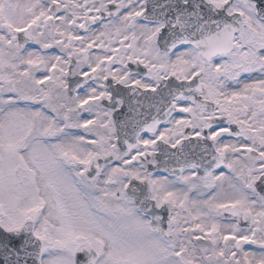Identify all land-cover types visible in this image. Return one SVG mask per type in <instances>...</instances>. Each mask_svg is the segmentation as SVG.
I'll return each mask as SVG.
<instances>
[{
	"label": "snow or ice",
	"instance_id": "obj_1",
	"mask_svg": "<svg viewBox=\"0 0 264 264\" xmlns=\"http://www.w3.org/2000/svg\"><path fill=\"white\" fill-rule=\"evenodd\" d=\"M0 264H264V0H0Z\"/></svg>",
	"mask_w": 264,
	"mask_h": 264
}]
</instances>
